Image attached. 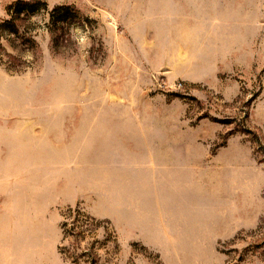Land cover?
<instances>
[{
    "label": "rangeland",
    "instance_id": "obj_1",
    "mask_svg": "<svg viewBox=\"0 0 264 264\" xmlns=\"http://www.w3.org/2000/svg\"><path fill=\"white\" fill-rule=\"evenodd\" d=\"M41 1L0 26V264H264V0Z\"/></svg>",
    "mask_w": 264,
    "mask_h": 264
},
{
    "label": "trees",
    "instance_id": "obj_2",
    "mask_svg": "<svg viewBox=\"0 0 264 264\" xmlns=\"http://www.w3.org/2000/svg\"><path fill=\"white\" fill-rule=\"evenodd\" d=\"M46 4L41 0H15L7 7V18L0 24L12 37L18 39L21 37L20 27L25 19L35 15ZM80 12L72 5H57L48 11V31L59 30V34L80 21ZM54 28V29H53ZM14 38L8 39L9 44L16 48ZM31 41V40H30ZM19 51L20 49L17 48Z\"/></svg>",
    "mask_w": 264,
    "mask_h": 264
}]
</instances>
